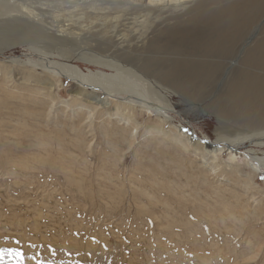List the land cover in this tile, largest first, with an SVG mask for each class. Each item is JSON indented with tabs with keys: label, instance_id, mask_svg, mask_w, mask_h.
Returning a JSON list of instances; mask_svg holds the SVG:
<instances>
[{
	"label": "rangeland",
	"instance_id": "obj_1",
	"mask_svg": "<svg viewBox=\"0 0 264 264\" xmlns=\"http://www.w3.org/2000/svg\"><path fill=\"white\" fill-rule=\"evenodd\" d=\"M207 1L209 7L216 4ZM263 27L264 16L234 59L222 60L229 65L204 100L167 87L184 123L174 117L169 131L154 117L133 111L136 129L123 138L131 131L135 141L126 145L120 139L116 153L106 144L107 126L95 112L92 128L77 146L74 131L83 134L77 116L86 110L74 85L65 80L56 85L48 114L46 94L38 95L33 84L23 86L17 76L12 95L0 92V264H264V177L254 185L258 206L240 211V230L216 229L209 222L220 212L212 194L215 180L203 181L193 171L192 154L169 151L163 145L171 141L161 140L182 124L178 133L191 143L193 135L214 141L220 121L233 124L208 106L238 73L250 69L241 62L244 50L264 35ZM26 52L15 46L4 57L23 59ZM71 64L84 72L90 68ZM85 120L88 125L90 119ZM227 158L224 153L220 160L227 163ZM225 178L229 192L241 193L242 178ZM231 255L236 262H229Z\"/></svg>",
	"mask_w": 264,
	"mask_h": 264
},
{
	"label": "bare ground",
	"instance_id": "obj_2",
	"mask_svg": "<svg viewBox=\"0 0 264 264\" xmlns=\"http://www.w3.org/2000/svg\"><path fill=\"white\" fill-rule=\"evenodd\" d=\"M210 1L216 4L209 7L207 0H0V92L12 95L11 87L20 75L23 86L33 84L38 95L46 94L49 114L56 85L61 87L64 80L74 85L75 97L86 110L77 116L83 132L79 136L74 131L78 147L87 127L92 128V112L107 126L106 144L115 153L120 139L126 145L135 141L131 131L127 140L123 138L128 129H136L133 111L154 117L172 131L169 122L180 119V114L167 87L193 100L202 99L229 65L222 60L234 59L264 16V0ZM179 15L186 17L181 20ZM15 46L26 49L24 58L6 59L5 52ZM241 62L250 69L238 73L208 106L211 114L232 125L220 121L214 141L193 135L191 143L178 133L182 124L171 136L163 131L161 139L171 141L163 145L169 151L192 154L190 162L199 178L216 181L212 194L220 212L209 222L216 229L223 225L236 231L240 230L238 217H243L240 211L255 202L258 206L254 185L259 176L264 177V35L244 50ZM71 63H86L90 68L84 72ZM89 119L88 125L83 122ZM224 153L227 163L220 160ZM229 175L243 179L241 193L229 192L231 186L222 184ZM236 260L234 255L229 257V262Z\"/></svg>",
	"mask_w": 264,
	"mask_h": 264
}]
</instances>
